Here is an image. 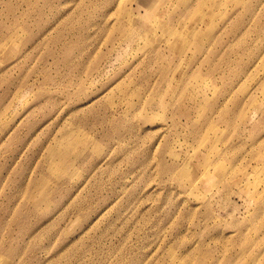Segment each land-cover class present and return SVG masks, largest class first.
I'll return each instance as SVG.
<instances>
[{
    "label": "rangeland",
    "instance_id": "obj_1",
    "mask_svg": "<svg viewBox=\"0 0 264 264\" xmlns=\"http://www.w3.org/2000/svg\"><path fill=\"white\" fill-rule=\"evenodd\" d=\"M0 264H264V0H0Z\"/></svg>",
    "mask_w": 264,
    "mask_h": 264
}]
</instances>
